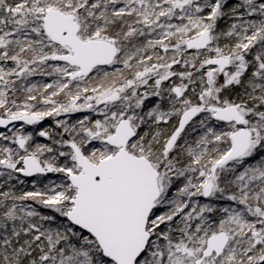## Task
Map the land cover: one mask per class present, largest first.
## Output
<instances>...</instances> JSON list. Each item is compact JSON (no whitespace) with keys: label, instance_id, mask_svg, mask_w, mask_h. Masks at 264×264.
<instances>
[{"label":"snow or ice","instance_id":"6c2138e0","mask_svg":"<svg viewBox=\"0 0 264 264\" xmlns=\"http://www.w3.org/2000/svg\"><path fill=\"white\" fill-rule=\"evenodd\" d=\"M0 264H264V0H0Z\"/></svg>","mask_w":264,"mask_h":264},{"label":"trees","instance_id":"16d2710c","mask_svg":"<svg viewBox=\"0 0 264 264\" xmlns=\"http://www.w3.org/2000/svg\"><path fill=\"white\" fill-rule=\"evenodd\" d=\"M39 79V78H37ZM76 117H73V119H75ZM50 124V126L54 127V124L51 120V118H49L48 120H45L44 122H42V124L40 126H38L37 128H41V127H45L47 124ZM41 140V139H40ZM42 141V140H41ZM43 142V141H42Z\"/></svg>","mask_w":264,"mask_h":264},{"label":"rangeland","instance_id":"374dc122","mask_svg":"<svg viewBox=\"0 0 264 264\" xmlns=\"http://www.w3.org/2000/svg\"><path fill=\"white\" fill-rule=\"evenodd\" d=\"M83 114H77V116H82ZM50 126V124L48 123L45 127ZM43 141V138H40Z\"/></svg>","mask_w":264,"mask_h":264},{"label":"flooded vegetation","instance_id":"af4514ba","mask_svg":"<svg viewBox=\"0 0 264 264\" xmlns=\"http://www.w3.org/2000/svg\"><path fill=\"white\" fill-rule=\"evenodd\" d=\"M40 126V125H39ZM38 127V126H37ZM27 130H31V129H27Z\"/></svg>","mask_w":264,"mask_h":264},{"label":"water","instance_id":"95a60500","mask_svg":"<svg viewBox=\"0 0 264 264\" xmlns=\"http://www.w3.org/2000/svg\"><path fill=\"white\" fill-rule=\"evenodd\" d=\"M37 126H39V125H37ZM37 126H36V127H37Z\"/></svg>","mask_w":264,"mask_h":264}]
</instances>
